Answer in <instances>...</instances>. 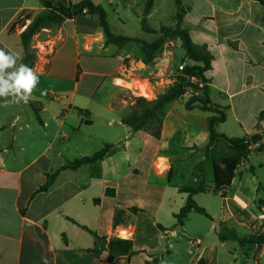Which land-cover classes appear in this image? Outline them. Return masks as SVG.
<instances>
[{
	"label": "crops",
	"instance_id": "0c3cea01",
	"mask_svg": "<svg viewBox=\"0 0 264 264\" xmlns=\"http://www.w3.org/2000/svg\"><path fill=\"white\" fill-rule=\"evenodd\" d=\"M48 1L73 6L82 0ZM91 1L105 9L109 24L110 14L117 15L121 36L147 42L160 36L142 28L147 0ZM164 1L155 0L146 16L150 28L163 26ZM175 4L176 13L178 4L185 11L182 26L193 42L212 55L206 73L210 98L226 108V121L216 126L217 132L241 139L263 135L264 144V4ZM44 12L39 0H0V48L17 53L18 64L23 56L19 36ZM137 27V35L125 31ZM42 36L38 44L43 50H38L33 68L39 83L29 102L5 106L0 100V264H144L154 257L159 264H253L254 247L221 241L218 232L219 222L239 237L257 232L255 218L264 209V151L240 162L223 197L214 192L213 161L205 151L213 113L187 110L189 98L182 95L161 117L159 138L152 124L134 131L122 123L135 106L127 96L141 95L136 86L146 83L141 79L156 95L173 85L174 68L187 61L180 41L166 44L146 64L138 42L105 44L97 16L66 19L44 29ZM106 143L115 151L101 162L65 169L49 191L34 195L47 174ZM202 180L208 190L194 200L211 218L192 211L183 226L173 227L188 198L181 188ZM108 189L115 190L114 197L107 195ZM83 227L100 236L129 239L135 253L112 262L107 252L96 257L88 252L94 238ZM257 257L256 264H264V244Z\"/></svg>",
	"mask_w": 264,
	"mask_h": 264
},
{
	"label": "trees",
	"instance_id": "16d2710c",
	"mask_svg": "<svg viewBox=\"0 0 264 264\" xmlns=\"http://www.w3.org/2000/svg\"><path fill=\"white\" fill-rule=\"evenodd\" d=\"M45 8V12L38 15L32 20L30 25L20 34L19 40L23 47V56L20 63L27 64L34 68L37 61V50L33 47V38L44 29H50L60 25L66 19H73L79 15L97 16L99 19V27L101 28L105 44L116 45L122 47L129 42H138L141 44V54L143 62L152 63L153 60L163 51L166 44L179 40L181 49L185 53L187 65L179 70L175 68V81L164 93L157 96L155 100H146L139 97L131 113L122 117V123L129 126L134 131H139L148 127L149 124L154 125L152 128L153 135L160 137L161 117L164 115L168 105L185 94L187 89H192L194 95L186 102V109L192 110L199 108L203 111L213 113L208 118L207 129L209 133V143L205 149L207 157L210 156L213 161V172L215 179L214 192H221L226 196V189L231 185L237 166L242 160H246L249 155L255 151H264L262 143L263 135L250 136V143L258 145L255 149L251 148V144L245 143V138H229L224 134L218 133L216 126L226 121V108L215 105L210 98V80L206 73L211 69L212 55L205 45L193 42L190 37L189 30L182 26L184 10L178 4V10L175 16L176 26H161L159 29L150 28L146 22V16L153 8L155 0H147L143 12L142 28L149 33L160 34L153 42H147L142 39L116 35L113 33L107 19V13L101 5H97L91 0H82L73 6H65L63 4L54 5L48 0H39ZM264 4V0H257ZM30 19L29 12L23 17V20ZM22 21V20H21ZM194 77L196 81H192ZM199 84H203L202 87ZM36 114L38 108L34 106ZM260 117L264 120V111L260 113ZM115 151V146L106 143L103 147L90 156H84L68 162L53 173L46 175V182L34 193L47 192L53 186L57 176L65 169L77 170L84 165H94L101 162L107 155ZM205 181L202 180L195 187L181 188V191L188 193L186 204L181 208L180 212L175 214L176 223L173 227L183 226L190 212L195 211L209 218L211 216L206 210L199 206L194 200V195L207 191ZM107 195L114 197L115 190L108 189ZM133 211L138 209L132 208ZM220 230L218 237L221 241H236L240 246H253L254 244H264V232H253L247 237H239L233 230L225 227L224 222H219ZM161 227V226H160ZM94 238V246L88 252L93 253L96 257L107 252V260L112 262L117 257H126L130 259L135 253L133 242L129 239L119 237L100 236L86 227ZM158 257H154L144 264H159ZM131 264V263H129Z\"/></svg>",
	"mask_w": 264,
	"mask_h": 264
},
{
	"label": "clouds",
	"instance_id": "9594fccd",
	"mask_svg": "<svg viewBox=\"0 0 264 264\" xmlns=\"http://www.w3.org/2000/svg\"><path fill=\"white\" fill-rule=\"evenodd\" d=\"M19 55L0 48V100L9 103L27 104L39 77L32 67L19 63Z\"/></svg>",
	"mask_w": 264,
	"mask_h": 264
},
{
	"label": "rangeland",
	"instance_id": "374dc122",
	"mask_svg": "<svg viewBox=\"0 0 264 264\" xmlns=\"http://www.w3.org/2000/svg\"><path fill=\"white\" fill-rule=\"evenodd\" d=\"M176 4H175V0L171 1V0H166L164 1V4H163V12H162V16H161V24L163 26H174L175 25V16H176ZM175 15V16H174ZM174 16V17H173ZM116 18H117V15L116 14H110V24L112 25V31L114 34L116 35H121V24L119 22L116 21ZM148 24V23H147ZM155 25V22L154 21H151V26L154 27ZM125 31H127L130 35H137L139 32H140V29L137 27V28H129V29H126ZM43 34V31L40 32L39 34L35 35L34 38H33V47L37 50V55H38V50H43L42 46H40L38 44V42L42 41V36ZM152 34H155V33H152ZM39 46V47H38ZM40 48V49H39ZM121 52V50H120ZM38 57V56H37ZM176 68V67H175ZM175 68H174V74H175ZM175 77V75H174ZM115 79H122L121 78V74H119ZM116 81V80H115ZM136 81V80H135ZM139 81V80H137ZM140 81H143V82H146L144 83L142 86H141V89L144 90L142 91L140 88H139V83H137V88L139 89V91L141 92H146L149 90V84L147 83L148 81H145V80H140ZM120 84V83H119ZM148 84V85H147ZM120 85H125L124 82H122V84ZM104 88V87H103ZM104 92V89H102V92L101 94ZM145 93V94H146ZM155 94V92H154ZM151 95V94H150ZM156 95V94H155ZM158 95H156V97H154V95L152 97H145V96H141V95H137V94H131L130 96H127V99L128 101L130 102H134L136 104V101L139 97H142L146 100H155L157 98ZM154 127V126H153ZM260 160V159H259ZM258 161V159H257ZM262 246V245H261ZM252 248V247H251Z\"/></svg>",
	"mask_w": 264,
	"mask_h": 264
},
{
	"label": "built area",
	"instance_id": "2783aa9c",
	"mask_svg": "<svg viewBox=\"0 0 264 264\" xmlns=\"http://www.w3.org/2000/svg\"><path fill=\"white\" fill-rule=\"evenodd\" d=\"M187 65V61H182L179 65H178V69L179 70H182L185 66ZM192 81H196L197 82V79L192 77L191 78ZM200 87L203 86V84H199ZM150 97H152L154 95V97H156V95L154 94L153 90L150 89ZM194 95V92L192 89H187L184 96H187L188 98L192 97ZM245 143H248V144H251L250 143V138H246L245 139ZM251 148H253L255 145L251 144L250 145ZM255 225L257 227V232L256 233H263L264 232V209L262 211H260L257 215H256V218H255ZM252 247H254V253H253V256L251 258V262L253 264H256L257 262V251L259 250V248L261 247L260 244H254Z\"/></svg>",
	"mask_w": 264,
	"mask_h": 264
},
{
	"label": "bare ground",
	"instance_id": "6f19581e",
	"mask_svg": "<svg viewBox=\"0 0 264 264\" xmlns=\"http://www.w3.org/2000/svg\"><path fill=\"white\" fill-rule=\"evenodd\" d=\"M118 80H121V79H116V81L115 82H117ZM118 83V82H117ZM146 92H141V95L142 96H145V97H149L150 96V89L147 91V93L145 94Z\"/></svg>",
	"mask_w": 264,
	"mask_h": 264
},
{
	"label": "water",
	"instance_id": "95a60500",
	"mask_svg": "<svg viewBox=\"0 0 264 264\" xmlns=\"http://www.w3.org/2000/svg\"><path fill=\"white\" fill-rule=\"evenodd\" d=\"M175 54L177 57L180 58L182 56V51L180 49H178V50H176Z\"/></svg>",
	"mask_w": 264,
	"mask_h": 264
}]
</instances>
